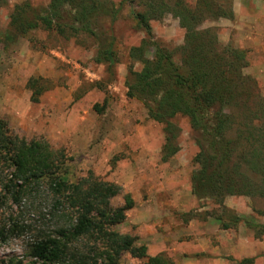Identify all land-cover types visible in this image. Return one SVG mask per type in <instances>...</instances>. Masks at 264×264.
Wrapping results in <instances>:
<instances>
[{"label":"rangeland","instance_id":"374dc122","mask_svg":"<svg viewBox=\"0 0 264 264\" xmlns=\"http://www.w3.org/2000/svg\"><path fill=\"white\" fill-rule=\"evenodd\" d=\"M162 1L169 6L173 0ZM209 1L218 5L216 12L204 9L195 28L212 30L218 40L219 48L211 46L215 51L230 47L244 55L239 101L252 110L239 115L264 124V0ZM48 2L5 0L0 7V129L63 151L71 180L92 175L119 185L120 194L111 199L115 207L130 193L134 206L114 229L146 244L148 255L164 253L172 264H208L210 255L219 257L218 264H240L244 258H252L244 264H264V234L254 228L264 223L256 212L264 209V200L225 195L219 205L207 188L204 194L192 193L199 169L195 156L201 150L198 133L180 114L167 122L153 120L142 101L127 95L129 66L139 71L143 64L129 51L148 40L132 15L143 5L122 1L114 21H99L97 37L44 28L15 34L10 20L17 6L45 7ZM150 25L152 40L180 62L186 29L179 19L165 10ZM109 41L113 62L95 61L98 47ZM154 51L148 44L145 56L152 58ZM38 87L42 92L34 100L32 90ZM11 179L12 169L0 164V264H31V245L40 231L50 234L70 219L53 207L46 185L17 194L20 189L12 187ZM244 204L251 209H239ZM206 245L217 253L206 252ZM119 264H145V259L124 252Z\"/></svg>","mask_w":264,"mask_h":264},{"label":"trees","instance_id":"16d2710c","mask_svg":"<svg viewBox=\"0 0 264 264\" xmlns=\"http://www.w3.org/2000/svg\"><path fill=\"white\" fill-rule=\"evenodd\" d=\"M122 1L129 0L119 4L112 0H49L45 7L25 3L16 7L19 9L12 14L10 27L18 35L44 28L97 37L99 21H114ZM137 1L143 5L142 10H132V15L148 40L129 51L130 57L141 59L143 64L139 71L129 66L127 95L142 101L153 120L167 122L180 114L198 133L201 150L195 156L199 169L192 177V193L204 194L207 188V194L217 197L219 205L225 195L264 200V124L255 123L257 117L239 115L240 110H252L239 101L245 79L239 73V64H243L244 55L230 47L215 51L211 46L217 48L218 40L212 30L195 28L204 9L214 14L218 5L209 0H173L169 6L162 0ZM4 2L0 0V7ZM165 10H170L186 29L180 62L152 40L150 21ZM148 44L155 47L152 58L145 56ZM97 50L95 61L113 62L111 41ZM41 88L32 90L34 100ZM93 109L97 110L96 104ZM67 159L63 151L53 150L45 140H26L0 129V164L12 169L11 185L20 189L16 193L26 192L31 185H46L53 207L62 209L59 215L70 219L50 234L40 231L31 245L30 255L35 258L31 264H119L124 252L144 258L145 264L173 263L164 253L148 255L146 244L136 243L135 236L114 229L134 206L130 193L123 194L121 205L113 206L111 199L120 194L121 187L92 175L71 180ZM256 212L264 217V209ZM237 220L241 217H235ZM254 228L264 234V223ZM250 261L252 258H244L240 264Z\"/></svg>","mask_w":264,"mask_h":264},{"label":"crops","instance_id":"0c3cea01","mask_svg":"<svg viewBox=\"0 0 264 264\" xmlns=\"http://www.w3.org/2000/svg\"><path fill=\"white\" fill-rule=\"evenodd\" d=\"M247 198V197H246ZM239 209H248V210H250L251 209V207H249L248 205H245L244 204V206H243V208H241V206H240V208ZM249 212V211H248ZM207 247L205 248V250H206V252L207 251H209V252H211V253H217V249H216V247H212L211 249H210V247H209V245H206ZM210 250H209V249ZM218 260H219V257H214L213 255H210V257L208 258V261H209V263L208 264H218Z\"/></svg>","mask_w":264,"mask_h":264}]
</instances>
